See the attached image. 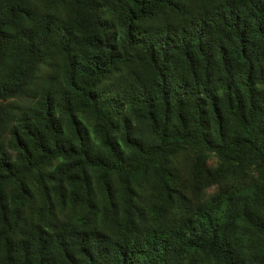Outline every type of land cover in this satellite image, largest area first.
<instances>
[{
	"label": "trees",
	"instance_id": "16d2710c",
	"mask_svg": "<svg viewBox=\"0 0 264 264\" xmlns=\"http://www.w3.org/2000/svg\"><path fill=\"white\" fill-rule=\"evenodd\" d=\"M0 264H264V0H0Z\"/></svg>",
	"mask_w": 264,
	"mask_h": 264
}]
</instances>
